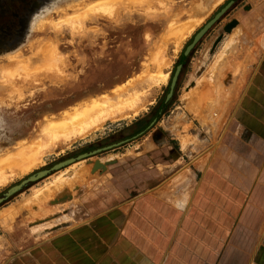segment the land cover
<instances>
[{
  "label": "crops",
  "instance_id": "0c3cea01",
  "mask_svg": "<svg viewBox=\"0 0 264 264\" xmlns=\"http://www.w3.org/2000/svg\"><path fill=\"white\" fill-rule=\"evenodd\" d=\"M247 13L242 30L238 22L205 58L209 63H195L201 71L183 106L196 131L188 117L176 130L159 133L156 125L136 153L142 158H101L86 169L104 177L135 168V181L119 183L144 189L100 192L102 209L75 213L0 264H264V0ZM166 136L185 143L175 147ZM97 162L104 168L93 170ZM71 177L86 198L90 176Z\"/></svg>",
  "mask_w": 264,
  "mask_h": 264
},
{
  "label": "rangeland",
  "instance_id": "374dc122",
  "mask_svg": "<svg viewBox=\"0 0 264 264\" xmlns=\"http://www.w3.org/2000/svg\"><path fill=\"white\" fill-rule=\"evenodd\" d=\"M96 1L0 0V77L10 62L9 56L21 52L22 58L31 57L47 43H57L65 59L64 66L62 62L56 64V73L48 74L49 76L41 74L37 80H17L16 87L22 89L21 97L18 92L8 97L7 90H4L0 83V158L30 144L39 134L45 120H58L65 111L83 106L84 101L94 100L101 95L107 94L111 97L117 87L125 85L126 91L131 89L142 92V103L139 105L141 107L116 114L115 118L101 123L99 128H94L83 137H76L65 144L51 147L42 155L41 162L34 167L23 171H8V179L0 184V194L34 172L51 167L97 145H106L120 137L127 129L133 128L142 119L149 120L156 116L158 118L156 125L159 133H162V127L174 126L176 130L181 125L180 122L184 121L182 119L188 117L189 121L192 120L191 130L196 131L199 124L191 118L193 112L190 113L183 106L185 90L193 85L201 71L199 66L195 67V63L201 57L205 63H209L205 58H209L211 50L221 46L223 40L231 35L225 31L230 20L237 19L240 25V27L237 25L239 27L237 29L242 30L243 21H248V13L243 4L252 6L254 10L259 4V0H238L209 28L185 57V50L194 36L230 0H163V3L155 1V4L150 6L134 5L129 9H118L111 17L94 16L85 22V27L84 23L83 27L80 25L81 31L80 27L74 28L79 32L72 31L71 26L65 24L63 19L66 16L70 18L75 14H81L87 5ZM77 3L86 6L81 8ZM75 5L81 10L77 8L75 10L73 8ZM59 21L63 25L62 28L58 27L57 32L51 27V23ZM193 21L197 25H192L195 29L192 28L191 32L185 33L186 37L184 35L176 37L173 29L169 30L172 26L177 27L180 24L183 26L194 23ZM42 23L44 24L40 25ZM238 39L237 44L243 45L240 38ZM171 40L178 41L174 43ZM236 42L233 45L237 46ZM161 55L165 56L164 59H161ZM166 58L170 65L165 61V65L168 66L164 65L162 70L168 80L151 87L148 79L156 71L154 69H158L156 65L163 64L162 61ZM149 59L154 60L153 66L147 63ZM154 65L155 68H152ZM179 65L181 67L177 84L171 98L166 101ZM131 80L132 85L129 82ZM183 126L188 128L186 124ZM153 132L149 129L138 140L130 141L114 151L57 170L0 204V262L26 244L47 236L56 225L68 224L73 220L75 213H83L87 209L94 211L102 209L97 203L100 192L117 190L123 193L144 189L141 182L138 187L135 185L131 187L130 183H125L124 188L123 184L119 183L130 177L135 181L137 179L135 168L130 170L128 167L125 168L126 171L118 170V173L114 171L115 169L109 170L104 177H99L98 172L91 176L86 169L90 167L88 164L101 158L105 161L117 155L127 161L142 158V155L136 157V153L140 148V151H143L148 146L145 142H151ZM181 140L182 137L180 140L167 137L163 142L170 141V145L179 147L183 146L184 140L183 142ZM95 167L96 165L92 169ZM73 173L80 175L84 173L85 177L90 176L92 179L90 183H85V188L89 189L86 198L83 197L85 193L77 192L74 186L76 183L72 184ZM93 181L94 188H88ZM71 194L74 197L68 198L72 196Z\"/></svg>",
  "mask_w": 264,
  "mask_h": 264
},
{
  "label": "bare ground",
  "instance_id": "6f19581e",
  "mask_svg": "<svg viewBox=\"0 0 264 264\" xmlns=\"http://www.w3.org/2000/svg\"><path fill=\"white\" fill-rule=\"evenodd\" d=\"M155 1H157V2L160 1L161 3H163V0H97L95 3L87 5V6L84 4H81V3H77L78 5L80 4L79 7L86 6L83 13H81L79 15L78 14L73 15L74 18H72L73 16L70 15L71 16L70 18H72V19H70L66 16L65 17L66 19L64 18L63 21H65V24H69L71 26L72 31H75V32L78 31L79 32L78 29L74 30V28H78V27H80V25L83 27V25H82L83 23H84V27H85V22L87 20H90L94 16H96V17L97 16L111 17L112 15H114L115 11H118V9L119 10L122 8H128L129 9V7H132L134 5H148V6H150L151 4H155L154 3ZM78 5H75V7H73V6L72 7L75 10L80 9V8H77ZM42 21H44V20H42ZM43 24L44 23H42L40 25H43ZM194 24H196V23L191 22V23L186 24V25L184 24L183 26H180V25H182V24H180L179 26L176 25L177 27L172 26V27H170V28L168 27V28H169V30L172 28L173 30L172 29L171 30L174 32V35L176 37L179 36V38H180V37H183L181 35L185 36V33H187V32L189 33V31L191 32L192 28H194V27H192V25H194ZM62 25L63 24L61 21L56 22V23H54V22L51 23V27L53 29H55L56 31L59 28H62ZM71 29H70V31H71ZM81 29L82 28L80 27V31H81ZM83 31H84V29H83ZM57 32H59V31H57ZM167 39H169V38H167ZM174 40H171V41L174 42ZM178 40H176L174 43H176ZM180 40H182V39H180ZM20 53H18V54L15 53L14 55L9 56L10 62H9V64L7 63L8 66L5 69L3 68L4 70L1 73L0 83H1L2 87H4L3 89L7 90L6 95L8 97L15 94V92H18L17 94L19 95V97L22 96V89L20 87L19 88L16 87L17 80H19V79H21V80H30V79L37 80L38 76H40L41 74H44L47 76L48 74H52L54 72L56 73V69H57L56 64L62 62V65L64 66V62H65L64 56L59 51L57 43H54V42L52 44L47 43V45L41 46V48H39L36 52H34L31 57L22 58ZM158 53H160V52H158ZM163 54L165 55L164 52H163ZM162 55H161V59H164L165 56H162ZM154 58H156V57H154ZM154 58L152 57V59H154ZM62 60H64V61H62ZM158 60H160V59H158ZM166 60H167V58L162 61L163 64L160 63L161 65L160 64L156 65V66H158V69H154V70H156L155 72H157L156 74L154 72L155 75L152 74L151 75L152 77H150V76H149L150 78L148 77L149 78L148 79L149 85L151 87L154 84H157L156 86H158L161 83L163 84V81L165 82L168 80L166 74L163 73V70H162L163 66L166 64L165 63ZM153 61L154 60H150L149 62L147 61V63L149 65L153 66V64H154ZM168 65H170V64L168 63ZM168 65H165V67H167ZM59 67H61V66H59ZM147 67H149V66H147ZM147 67H146V69H147ZM152 68H155V65ZM147 71H149V70H147ZM135 80H137V79H134V81ZM129 82H130V85H132L131 83L133 81L131 80ZM210 92H212V91H210ZM112 93H113V91H112ZM141 94H142V92H139L138 90L128 89V91H126L125 85L120 86V87H117V89H114V93L111 97H109L107 94L103 95V96L101 95V97L96 98L94 100L84 101L85 104L83 102L82 103L83 106L78 105L79 106L78 108H73V110L71 108V110L65 111L64 114L61 116V118L58 120H56V119H51V120L47 119V121L45 120L46 123L44 122V124L41 126V128L39 130V134L37 135V137H35L33 139V141H31L30 144L26 145L23 148L20 147L21 148L20 150L12 153L10 155H6V156H3L0 158V184L5 182L8 179V176H7L8 171H11V172H15L17 170L23 171V170L29 169V168L37 165L39 162H41V160H42L41 157H42V155H44V153H46L45 151L50 149L51 147H55L57 145L65 144L66 142L72 140L73 138L83 137L87 133L89 134L90 133L89 131H92L94 128L98 127L101 123L106 122L107 120H109L113 117L115 118L116 114H118V113H123L125 111H129L132 109L136 110V108H138V107L140 108L141 106H139V105H141V103H142ZM200 94H204V93L201 92ZM205 94H208V93H205ZM204 101H202V102H204ZM199 106H201V103ZM53 118H56V117H53ZM188 136H190V135H188ZM182 142H183V140H182ZM188 142H190V141H188ZM183 143H185V141Z\"/></svg>",
  "mask_w": 264,
  "mask_h": 264
},
{
  "label": "water",
  "instance_id": "95a60500",
  "mask_svg": "<svg viewBox=\"0 0 264 264\" xmlns=\"http://www.w3.org/2000/svg\"><path fill=\"white\" fill-rule=\"evenodd\" d=\"M233 1L228 2L220 11H218L205 25L203 28H201L198 33L194 36L193 41L191 42V44H189V46L186 48L185 50V55H187L190 50L196 45L197 42H199V40L204 36V34L209 30V28L218 20L221 18V16L226 12V10L232 5ZM238 24L237 20H234L233 22H231L230 24H228L225 27V31L230 32L233 27H235ZM180 65L177 67V71L175 73V75L173 76V80L171 82V89L170 92L168 93L167 96V100L168 101L175 89V86L177 84V80H178V75H179V70H180ZM150 127V126H149ZM126 141H121V142H117L114 144H110L101 148H97L95 150L89 151V152H85L82 154H79L77 156L65 159L51 167L39 170L37 172H34L33 174L27 176L26 178H24L21 182L11 186L10 188H8L7 190H5L2 194H0V204H2L3 202H5L6 200H8L11 196H13L15 193L19 192L20 190H23L24 188L30 186L31 184L37 182L38 180L54 173L57 170H60L62 168H65L77 161L86 159L87 157L96 155L100 152L103 151H107L109 149H112L116 146H119L120 144H123ZM103 167V165H101V163L97 162L96 167L94 168V170H96L97 168ZM67 198V197H64ZM63 198V199H64ZM68 198H72L71 196H69Z\"/></svg>",
  "mask_w": 264,
  "mask_h": 264
},
{
  "label": "flooded vegetation",
  "instance_id": "af4514ba",
  "mask_svg": "<svg viewBox=\"0 0 264 264\" xmlns=\"http://www.w3.org/2000/svg\"><path fill=\"white\" fill-rule=\"evenodd\" d=\"M230 1H233V3H232V5L233 4H235L238 0H230ZM229 1V2H230ZM232 5L230 6V7H232ZM229 7V8H230ZM243 7H245L246 8V10H248V9H250V6H245V4H243ZM224 16V15H223ZM234 20H237V19H232V20H230L227 24H226V26L228 25V24H230L231 22H233ZM237 22H239L238 20H237ZM184 56L186 57V55L184 54ZM184 57V58H185ZM166 104V103H165ZM164 105V104H163ZM157 117L156 116H153L151 119H149V120H139L138 122H137V125H135L133 128H129V129H127V131L125 132V133H123L120 137H118V138H116L115 140H113V141H110L109 143H107L106 145H97V146H95V147H93V148H90V149H88L87 151H84V152H82V153H85V152H89V151H92V150H95V149H97V148H101V147H104V146H107V145H110V144H114V143H117V142H121V141H126V142H128V141H130L131 139H133V137H135V136H137L138 135V138L139 137H141L144 133H146L149 129H151V128H153L154 126H156V124H158V118L156 119ZM156 119V120H155ZM150 126V127H149ZM125 143V142H124ZM123 143V144H124ZM123 144H120L119 146H121V145H123ZM116 147H118V146H116ZM116 147H114V148H116ZM109 150H111V149H109ZM108 151V150H107ZM106 151H103V152H100V153H98V154H96V155H93V156H90V157H87L86 159H89V158H91V157H94V156H99V155H101V154H103V153H105ZM82 153H79V154H82ZM79 154H77V155H79ZM77 155H74V156H77ZM74 156H72V157H74ZM71 158V157H70ZM84 160V159H83ZM81 161V160H80ZM78 162V161H77Z\"/></svg>",
  "mask_w": 264,
  "mask_h": 264
}]
</instances>
